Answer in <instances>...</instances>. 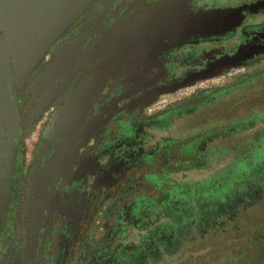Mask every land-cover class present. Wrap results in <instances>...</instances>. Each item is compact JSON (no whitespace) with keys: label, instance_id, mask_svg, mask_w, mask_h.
<instances>
[{"label":"flooded vegetation","instance_id":"obj_1","mask_svg":"<svg viewBox=\"0 0 264 264\" xmlns=\"http://www.w3.org/2000/svg\"><path fill=\"white\" fill-rule=\"evenodd\" d=\"M193 18L211 27L177 28ZM10 67L0 54V264H179L222 224L196 215L228 188L195 177L210 133L193 114L264 70V0H90Z\"/></svg>","mask_w":264,"mask_h":264},{"label":"rangeland","instance_id":"obj_2","mask_svg":"<svg viewBox=\"0 0 264 264\" xmlns=\"http://www.w3.org/2000/svg\"><path fill=\"white\" fill-rule=\"evenodd\" d=\"M193 117L196 136L210 133L195 177L209 175L213 186L221 177L228 188V208L216 209L213 202L220 201L214 195L211 205L196 207L201 219L213 217L222 224L197 237L194 252L190 257L184 253L179 264H264V70L197 109ZM237 163L243 165L239 173ZM249 188V197L237 201ZM201 219L197 223H204Z\"/></svg>","mask_w":264,"mask_h":264},{"label":"water","instance_id":"obj_3","mask_svg":"<svg viewBox=\"0 0 264 264\" xmlns=\"http://www.w3.org/2000/svg\"><path fill=\"white\" fill-rule=\"evenodd\" d=\"M13 1L9 0V3L5 4L4 16L0 21V54L8 57L14 77H18L37 61L54 38L90 0H47V4L41 3L45 5V11L44 6L37 8L35 5L34 10L32 8L27 10L28 8L24 9L18 5L20 2ZM210 21H212L210 18L207 22L200 18L189 21L180 19L176 26L181 30L192 29L200 32L211 27ZM219 74L216 72L200 76L196 80L208 79Z\"/></svg>","mask_w":264,"mask_h":264},{"label":"built area","instance_id":"obj_4","mask_svg":"<svg viewBox=\"0 0 264 264\" xmlns=\"http://www.w3.org/2000/svg\"><path fill=\"white\" fill-rule=\"evenodd\" d=\"M206 81H208V80H206Z\"/></svg>","mask_w":264,"mask_h":264}]
</instances>
